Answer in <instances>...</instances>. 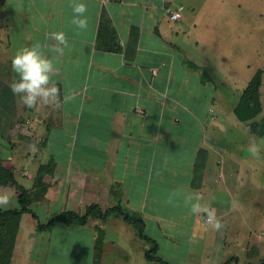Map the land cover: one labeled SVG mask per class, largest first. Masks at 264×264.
<instances>
[{"label": "crops", "instance_id": "1", "mask_svg": "<svg viewBox=\"0 0 264 264\" xmlns=\"http://www.w3.org/2000/svg\"><path fill=\"white\" fill-rule=\"evenodd\" d=\"M80 2L87 6V29L72 23L74 3ZM200 9L201 0H0V163L27 191L30 210L59 205L63 213L80 215L92 205L103 212L120 206L142 218L145 235L157 243L153 259L146 256L149 250L144 254L150 263L164 257L171 264H202L204 245V256L213 264L264 262V242L252 245L251 257H229L227 225L217 231L201 224L203 216L209 224L204 208L214 210L217 219L229 214L212 202L223 193L237 194V183L232 189L229 179L248 186L251 174L264 177V136L253 134L235 112L260 73L257 120L264 119V55L255 48L253 55L257 51L261 60L253 61L249 79L237 84L232 62L223 69L222 60L213 59L215 41L201 34ZM171 11L181 19L172 21ZM248 24L249 45L256 38L259 46L263 38ZM55 32L65 33L67 46L52 39ZM205 40L209 50L203 49ZM34 44L55 66L51 83L59 88V103L29 109L11 91L18 78L11 64L17 51ZM253 146L258 157L250 151ZM11 185L0 186L1 194L19 204L8 210L20 208V194L8 191ZM193 193L201 196L196 214L188 202ZM25 215L31 217L21 218L11 264L68 261L54 256L61 244H53L56 232L78 242L89 236L95 264L94 231L111 218L139 236L117 214L106 220L92 216L95 229L90 226L88 233L79 229L89 222L67 220L40 231L35 220L27 236L21 232ZM198 226L211 237L206 243L192 237ZM39 235L50 238L47 246L40 242L42 251Z\"/></svg>", "mask_w": 264, "mask_h": 264}, {"label": "rangeland", "instance_id": "2", "mask_svg": "<svg viewBox=\"0 0 264 264\" xmlns=\"http://www.w3.org/2000/svg\"><path fill=\"white\" fill-rule=\"evenodd\" d=\"M207 1H212L213 4L211 7L206 5L205 2ZM216 3V0H201V9L200 12H198L201 17V34L209 43L215 41L216 47L214 50L218 55H214L213 59L217 63L221 59V67L223 69L226 67L227 62H232L233 74H236L235 76L239 79L237 84L242 82L245 83L250 77L251 71L249 68H253L254 62H260L261 60V57H257V51L253 55L255 48H259L258 52L264 55V0H225L221 4ZM211 17L220 20L223 18L232 19V22L227 24L224 20L223 24L214 25L211 23ZM234 21L236 23H234ZM248 23L254 28V36L257 35L263 38L262 41L260 40L259 46H256V38H254V42L249 45L250 40H247V36L250 34ZM256 28L258 30H256ZM206 40L201 44L204 50H209L211 47H208ZM214 106L220 108L218 102H216ZM0 159H4L3 153H0ZM249 180L253 182L248 181L249 185L247 186V183H241V179L239 178L229 179L232 189L234 188L233 184L237 183V194L234 195L232 192V195H230L229 192L228 194L222 192L223 194L220 199H216V201L214 199L212 201L215 204V208L220 209V212L223 211L222 213H225L226 210V212L229 213L224 217L218 218L222 223L227 225L225 227L227 229V231L225 230L227 237L226 254H229V257L234 254L241 257V259L243 256H245L244 259L251 257L253 253L252 245H258L264 242V236H261L262 232H264V177H257L251 174ZM226 186L227 185H225V187ZM11 187L12 188L8 191L15 195H18V193L21 194V191L14 185H11ZM1 193H4V190L0 189V194ZM12 202L14 206L11 208L19 207L18 202L13 200ZM173 206L176 207L174 202ZM33 208L34 213L38 217V221L42 224H47L52 218L63 213V211H60L61 208L59 205L52 206L48 211L44 210V207L40 205H34ZM219 209L217 212H219ZM204 212L207 214L206 211ZM83 214L84 213H81L80 216ZM30 218L29 215H25L21 226L22 234L27 236H30L29 229L31 225L36 223L35 220L32 218L31 220ZM205 218L206 216H203L201 224L207 229H210L212 225L207 224ZM92 220V216H89L87 221V223L89 222L87 224L88 226H80L79 232L88 233L90 226H93L95 229L94 225L91 224L93 223ZM112 222L115 223L112 224ZM147 232L148 227L146 233ZM200 232L201 226H198L195 231L191 233L192 237H197L199 239L201 237V241L205 240L206 243V239L210 236L208 235L206 238L205 235L207 231L205 235ZM94 234L96 241L93 243L95 246L93 258L96 260L95 264H163V262H165L164 264H171L169 259H164V257H160L159 255L158 257L160 258H158V260L150 263L144 254L148 250L150 251L151 246L140 238L132 227L124 222L118 223L111 218L109 222L106 221L105 224L96 228ZM84 236L85 239L78 242L72 235L63 234L59 236V232L54 233L53 238H51L53 244L59 240L61 242L60 248H56L58 251H56V255L54 256L57 258L69 259L68 261H62V264H92V245L89 238H87L89 236ZM46 239L44 236L40 235L36 239V241L39 242L38 246H40L41 251L43 250V246L41 247L40 242H44V246H47L45 241H48L50 238ZM199 239L196 241V245L200 243ZM192 243L194 244V239ZM248 243H251V245L247 246ZM204 247L205 245L201 249V258L204 259L205 263L202 264H213L214 262L210 263V258H206V254L204 256ZM249 251L252 253H247ZM209 257L212 258V255H209Z\"/></svg>", "mask_w": 264, "mask_h": 264}, {"label": "trees", "instance_id": "3", "mask_svg": "<svg viewBox=\"0 0 264 264\" xmlns=\"http://www.w3.org/2000/svg\"><path fill=\"white\" fill-rule=\"evenodd\" d=\"M261 83L262 78L259 73L244 91L243 97L235 111L239 120L246 122L253 134L259 137L264 136V119L257 120V117L262 112L260 100ZM8 184L16 185L21 191L19 196L20 208L0 211V264H11L12 262L16 238L23 214L28 213L34 220L38 221L36 214L28 208L27 191L17 185L13 174L0 163V186H7ZM113 214L121 216L127 223L134 225L138 230L139 236L152 244L153 249L148 251L146 256L150 260L153 259L157 252V243L145 235L143 219L131 215L120 206L103 212L99 206L92 205L86 209V212L82 216L76 213H62L50 220L47 224H42L38 221L37 227L40 231H50L62 221L73 220L77 221L80 225H85L87 224L89 216H95L101 220H105ZM261 264H264V262Z\"/></svg>", "mask_w": 264, "mask_h": 264}, {"label": "clouds", "instance_id": "4", "mask_svg": "<svg viewBox=\"0 0 264 264\" xmlns=\"http://www.w3.org/2000/svg\"><path fill=\"white\" fill-rule=\"evenodd\" d=\"M87 6L86 4L74 3L72 23L78 29H87ZM52 39L59 45L67 46L68 40L65 33H52ZM12 71L17 75L11 84V91L14 95L20 97L23 104L34 109L43 104H58L59 103V88L51 83L52 73L55 71L53 62L48 59L42 52L39 44H34L32 47L23 48L16 52L12 59ZM250 151L254 156H259V150L253 146ZM201 196L193 193L188 202L191 204V211L196 214L201 211L199 201ZM192 201H196L192 203ZM12 199L7 194H0V211H5L13 207ZM207 212V221L217 231L221 230L224 225L217 219L214 210L204 209Z\"/></svg>", "mask_w": 264, "mask_h": 264}, {"label": "built area", "instance_id": "5", "mask_svg": "<svg viewBox=\"0 0 264 264\" xmlns=\"http://www.w3.org/2000/svg\"><path fill=\"white\" fill-rule=\"evenodd\" d=\"M106 1H109V0H106ZM170 19L172 21H178L181 19V14L179 12L171 11L170 12ZM154 73L156 74V71H154Z\"/></svg>", "mask_w": 264, "mask_h": 264}]
</instances>
